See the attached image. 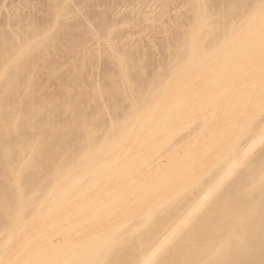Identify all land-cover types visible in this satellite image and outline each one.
<instances>
[{
  "label": "bare ground",
  "instance_id": "1",
  "mask_svg": "<svg viewBox=\"0 0 264 264\" xmlns=\"http://www.w3.org/2000/svg\"><path fill=\"white\" fill-rule=\"evenodd\" d=\"M62 2L0 26V264H264V0H188L149 53Z\"/></svg>",
  "mask_w": 264,
  "mask_h": 264
},
{
  "label": "rangeland",
  "instance_id": "2",
  "mask_svg": "<svg viewBox=\"0 0 264 264\" xmlns=\"http://www.w3.org/2000/svg\"><path fill=\"white\" fill-rule=\"evenodd\" d=\"M46 1L48 0H0V26L7 20L10 22V30L12 27L16 29L17 22L20 20H24V23L28 24L33 18L34 11ZM95 1L89 0L87 3L85 1L63 0L62 4L68 6L69 12H67V16L60 17L59 20L64 18L72 24L81 17L87 16L92 10L107 12L111 41L126 52L141 49L142 53L151 51L153 47L149 46L151 44L149 40L160 41L162 37L160 33L165 29L172 28V24L178 20L180 7L188 5V0H174L166 5L164 0H130V3L120 0H101L98 5L93 6ZM112 2H117V5L111 7ZM142 16H150L153 20L144 22ZM53 32L54 30L50 29L46 35L36 37L31 42L46 38ZM17 41L20 42L19 37ZM108 51L110 49L106 38H89L85 43L79 45L70 57L56 59L55 63L49 64V71L73 70L75 68L86 71L100 67L99 62L91 60V57L100 53L106 59L105 61H108L107 55L109 53H105ZM89 63L90 67L85 69L84 65ZM110 79L106 78L107 81Z\"/></svg>",
  "mask_w": 264,
  "mask_h": 264
}]
</instances>
